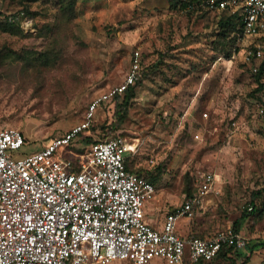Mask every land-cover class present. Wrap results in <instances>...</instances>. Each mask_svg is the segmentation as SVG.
Returning <instances> with one entry per match:
<instances>
[{"label":"rangeland","instance_id":"374dc122","mask_svg":"<svg viewBox=\"0 0 264 264\" xmlns=\"http://www.w3.org/2000/svg\"><path fill=\"white\" fill-rule=\"evenodd\" d=\"M22 7L32 12L33 30L16 35L0 28V50L37 57L51 49L56 56L32 69L25 60L0 62V127H16L27 140L15 156L40 150L79 123L96 95L123 81L139 49L143 75L125 121L118 124L113 100L82 136L99 139L112 131L138 143L133 162L171 207L182 202L190 182L198 189L202 173L214 174L193 234L235 229L255 200L262 211L239 223L247 245L233 252L232 261L264 264V71L258 82L245 59L260 35L239 39V51L229 58L215 49V39L220 17L231 9L186 11L171 0H79L76 18L58 22L57 0H0L5 13ZM262 63L264 51L255 60L259 70Z\"/></svg>","mask_w":264,"mask_h":264},{"label":"built area","instance_id":"2783aa9c","mask_svg":"<svg viewBox=\"0 0 264 264\" xmlns=\"http://www.w3.org/2000/svg\"><path fill=\"white\" fill-rule=\"evenodd\" d=\"M202 7L239 12L246 36L264 32V0H202L185 10ZM22 25L26 31L34 28L28 18ZM263 51L259 41L245 51L255 71ZM142 75L137 49L124 80L94 97L79 123L36 152L16 157L26 136L16 127H0V264H156L157 258L195 264L213 259L225 245L246 247V237L233 227L206 237L176 230L180 217L193 219L204 211L214 174L202 173L204 185L198 184L158 229L145 216L156 185L126 162L128 153L138 152V143L119 135L96 139L84 151L71 147L90 132L98 108Z\"/></svg>","mask_w":264,"mask_h":264},{"label":"trees","instance_id":"16d2710c","mask_svg":"<svg viewBox=\"0 0 264 264\" xmlns=\"http://www.w3.org/2000/svg\"><path fill=\"white\" fill-rule=\"evenodd\" d=\"M58 6H59V12H58V22H71L73 19L77 16V3L79 0H57ZM202 0H171V3L173 7H177L181 4L182 7H185L189 3L194 2H200ZM210 10V9H209ZM202 11V9H200ZM32 12L28 7H22L21 11L15 12V13H5L4 11L0 10V28L5 31L9 32L11 34H23L25 32V28L22 25V22L28 18L34 20ZM2 16V17H1ZM3 18V19H1ZM219 32L215 39V49L218 52L224 53L227 57H232L236 52L239 51V47L237 45V42L239 39H243L246 37L245 31L243 28V22L241 19V16L239 12H232L228 15H222L219 19ZM261 42L263 44V50H264V32L260 34L255 39V42ZM6 51V50H5ZM53 56H56V53L48 50L43 51L40 53L39 56H34L31 54L26 55H20L18 52L14 51L13 49H10V53L4 52L2 49L0 50V62L3 59L9 58L12 60H25L26 61V68L32 69L33 66L37 67L39 66L37 62H41L43 65H47L49 62V59ZM264 71V63H262V66L259 70L255 71L256 79L258 82H261L262 73ZM141 81V78L138 79L137 83L135 85H131L124 93L118 94L115 96L114 101L116 102V113L119 114L118 124L125 121L127 112L129 107L132 104V100L137 93V84ZM263 87L262 84H260V87L256 89V91H259ZM94 127V125H93ZM112 131H109L107 133V137L105 138H112L119 135H112L110 136ZM83 142L84 146H78V143ZM79 141H74L71 145L76 150L84 151L86 145L94 143L96 139L93 137V135H86ZM128 168L130 170H133L130 168L129 165V159L126 160ZM140 175H143L139 170H135ZM146 178H148L146 175H143ZM150 179V178H148ZM153 181L152 179H150ZM154 182V181H153ZM186 195H191L196 190V186L194 187L191 182L189 183L187 189H186ZM261 212L262 209H258V206L256 204L255 200H251V202L245 207V210L243 212V215L237 219L235 223V229L239 230V223L243 222L251 213H254L256 211ZM198 217V216H196ZM194 217L193 219H195ZM215 234V233H214ZM202 237L210 236V235H203V234H196ZM264 243V241L262 242ZM236 250L234 246H223L220 251L217 253V255L211 259V260H201L198 263L195 264H235L232 261L233 252ZM248 259H246L247 261ZM190 264V263H188Z\"/></svg>","mask_w":264,"mask_h":264},{"label":"crops","instance_id":"0c3cea01","mask_svg":"<svg viewBox=\"0 0 264 264\" xmlns=\"http://www.w3.org/2000/svg\"><path fill=\"white\" fill-rule=\"evenodd\" d=\"M112 86H114V85H111L108 88H110ZM107 89L101 91V93H103ZM101 93H99L98 95H100ZM98 95H96V96H98ZM212 100H213V98H212ZM194 104H195V102H192L191 106L187 110V114L190 115V112H191L190 109L194 106ZM209 106L211 107L212 105L209 104ZM100 109H102V106H100L98 108V110L96 112V115L98 114V111ZM194 130H195V127L194 126H190L189 127V131L190 132L193 131V134H196V135H199V136L201 135L200 130H198V131H194ZM138 151H139V144H138ZM136 154L131 155L130 153H128L127 159H129V165H130V168L133 169L132 171H135V170L141 171L142 169L140 167V164L138 163V164L135 165V163L133 162L134 161L133 159H135ZM156 189H157V187H156ZM183 196H184L183 197V200H182V202L180 204H182L184 202V200H185V198L187 196L186 195V192L184 193ZM168 202L169 201L167 199L163 198V196H161L159 198V196H158V189L156 190L155 197L152 200H150V201L147 202L146 209H145V216H146V219L148 220V222L152 226H154L155 228L161 229L162 226H163V223H164V221H165V219H166V217L168 215V213L171 212V211H174L180 205V204H176V205H174V206L171 207L170 203H168ZM167 208H168V210H167ZM176 230H177V232L180 235H182V236H188V235H190V234L198 231V227L193 222V219H189L187 217H180L179 220H178V223H177V229ZM155 263L156 264H166V263H169V262L161 259V261L156 260ZM128 264H130V262Z\"/></svg>","mask_w":264,"mask_h":264}]
</instances>
